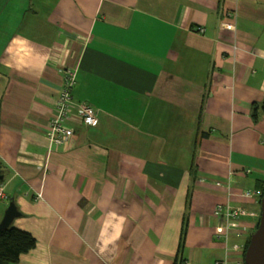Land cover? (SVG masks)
<instances>
[{
	"label": "crops",
	"instance_id": "crops-1",
	"mask_svg": "<svg viewBox=\"0 0 264 264\" xmlns=\"http://www.w3.org/2000/svg\"><path fill=\"white\" fill-rule=\"evenodd\" d=\"M65 68L99 121L75 106L74 137L52 146ZM0 102V221L14 200L37 240L13 264H246L264 0H0ZM219 204L245 212L225 220Z\"/></svg>",
	"mask_w": 264,
	"mask_h": 264
},
{
	"label": "built area",
	"instance_id": "built-area-1",
	"mask_svg": "<svg viewBox=\"0 0 264 264\" xmlns=\"http://www.w3.org/2000/svg\"><path fill=\"white\" fill-rule=\"evenodd\" d=\"M204 28H201L203 31ZM76 73L72 68L64 69V84L60 91L59 97L56 102L54 113L52 114L49 126L46 129V135L52 146H61L67 142H70L75 134V125L71 123L72 120V110L76 106V115L79 122L86 126H96L98 124V112L97 110L85 103L77 104L73 100L72 89L75 85ZM252 193L246 192L247 196ZM7 198L4 190V186L0 185V199ZM245 211L240 208H233L229 204H219L215 208V215L222 219L228 220L236 218L239 214ZM220 235L219 233H217ZM220 237V236H217ZM238 248V245H235ZM225 262H217L226 263Z\"/></svg>",
	"mask_w": 264,
	"mask_h": 264
},
{
	"label": "trees",
	"instance_id": "trees-1",
	"mask_svg": "<svg viewBox=\"0 0 264 264\" xmlns=\"http://www.w3.org/2000/svg\"><path fill=\"white\" fill-rule=\"evenodd\" d=\"M2 182L3 179H0V184ZM36 245L37 240L32 233L15 227L13 223L7 228L0 229V264L17 263L23 254L34 249ZM183 261L182 257H178L175 264H183Z\"/></svg>",
	"mask_w": 264,
	"mask_h": 264
},
{
	"label": "water",
	"instance_id": "water-1",
	"mask_svg": "<svg viewBox=\"0 0 264 264\" xmlns=\"http://www.w3.org/2000/svg\"><path fill=\"white\" fill-rule=\"evenodd\" d=\"M21 215L14 200H11L0 221V229L9 227ZM246 264H264V195L261 199V218L259 226L252 234L245 254Z\"/></svg>",
	"mask_w": 264,
	"mask_h": 264
},
{
	"label": "rangeland",
	"instance_id": "rangeland-1",
	"mask_svg": "<svg viewBox=\"0 0 264 264\" xmlns=\"http://www.w3.org/2000/svg\"><path fill=\"white\" fill-rule=\"evenodd\" d=\"M5 202H6V200H4ZM7 203V202H6ZM3 207H4V205H3ZM3 207H1V208H3Z\"/></svg>",
	"mask_w": 264,
	"mask_h": 264
}]
</instances>
